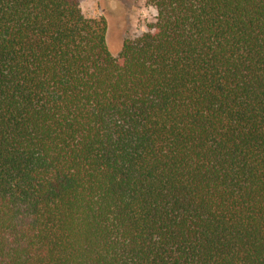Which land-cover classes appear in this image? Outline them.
Listing matches in <instances>:
<instances>
[{
	"label": "trees",
	"instance_id": "obj_1",
	"mask_svg": "<svg viewBox=\"0 0 264 264\" xmlns=\"http://www.w3.org/2000/svg\"><path fill=\"white\" fill-rule=\"evenodd\" d=\"M82 1L0 0V264H264V0Z\"/></svg>",
	"mask_w": 264,
	"mask_h": 264
},
{
	"label": "rangeland",
	"instance_id": "obj_2",
	"mask_svg": "<svg viewBox=\"0 0 264 264\" xmlns=\"http://www.w3.org/2000/svg\"><path fill=\"white\" fill-rule=\"evenodd\" d=\"M80 6L85 17L104 18L106 44L112 54L120 50L125 39L141 33L154 16L143 0H83Z\"/></svg>",
	"mask_w": 264,
	"mask_h": 264
}]
</instances>
